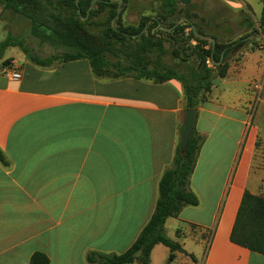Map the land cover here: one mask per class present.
I'll use <instances>...</instances> for the list:
<instances>
[{
	"label": "crops",
	"instance_id": "obj_1",
	"mask_svg": "<svg viewBox=\"0 0 264 264\" xmlns=\"http://www.w3.org/2000/svg\"><path fill=\"white\" fill-rule=\"evenodd\" d=\"M210 1L259 26L261 0ZM9 56L0 72V264H29L36 251L48 264L125 251L180 141L182 82L97 76L87 58L45 66L22 51ZM215 81L193 125L203 135L189 178L198 204L164 224L183 251L168 263L169 248L155 244L150 264H264L230 240L244 192L264 195V45L245 44Z\"/></svg>",
	"mask_w": 264,
	"mask_h": 264
},
{
	"label": "trees",
	"instance_id": "obj_2",
	"mask_svg": "<svg viewBox=\"0 0 264 264\" xmlns=\"http://www.w3.org/2000/svg\"><path fill=\"white\" fill-rule=\"evenodd\" d=\"M94 1L96 9L92 7L93 0H3L6 6L30 19L34 36L69 46L71 52L62 61L87 58L97 76H109L107 72L111 69L115 71L114 77L132 75L158 82L176 78L184 87L185 106L193 108L207 100L214 79L226 75L229 59L248 42L247 37L256 32L253 29L237 40L220 43L215 34L193 20L196 14H189L190 8H185L188 0L162 2L154 14L142 15L137 25L124 24L119 18L118 8L125 0L121 4L110 0ZM261 2L259 26L264 34V0ZM105 9L107 16L94 23V18ZM241 16L244 21L249 20L246 14ZM209 24L210 21L206 28ZM90 26L99 29L92 31ZM195 32L212 37L214 43ZM11 45L20 43L8 36L0 41V58ZM153 54L158 58L150 62L148 59ZM166 55L175 60L172 65L163 63L162 57ZM30 59L39 65H51L36 56ZM195 133L193 127L184 153L178 143L171 166L160 178L154 211L134 242L121 253L89 251L87 264H150V252L158 243L169 248L168 263L174 259L176 251H183L178 241L167 236L164 224L168 217L177 216L184 206L198 204L197 195L189 188V178L203 142V137H196ZM230 240L264 254V195L244 192ZM48 263V257L40 251L34 252L29 260V264Z\"/></svg>",
	"mask_w": 264,
	"mask_h": 264
},
{
	"label": "rangeland",
	"instance_id": "obj_3",
	"mask_svg": "<svg viewBox=\"0 0 264 264\" xmlns=\"http://www.w3.org/2000/svg\"><path fill=\"white\" fill-rule=\"evenodd\" d=\"M110 1L119 3L118 0ZM165 1L167 0H125V4H123V6L121 5L119 8V18L124 24L132 22L137 25L139 18L143 14H149L151 13V10H157L161 3ZM252 1L255 3L260 2V0ZM94 2L95 1L93 0L92 7L96 9L97 5ZM185 5V8H190L188 9L189 14H196V17H193V20L202 24L203 28L215 34L218 42L221 43L237 40L253 31V29H256V32L251 34V37L247 39L248 42L246 45H264V34L258 29L259 26L254 24L252 15L248 14L249 20L242 23L236 18L235 14L237 13L233 12L226 5L220 3L217 4L210 0H188V3ZM47 10L52 12L50 8ZM107 14V9L100 12L94 18V23L103 19V17H106ZM114 21L115 20L113 19L112 23ZM208 21H210V24L208 28H206L205 25ZM216 24H218V27L215 26ZM31 27L32 23L28 17L6 6L3 0H0V41L8 36L11 37L14 42L16 40L20 43V45L8 46L3 52L0 58V72L3 67L9 66L11 63V56L9 55L14 52L22 51L29 59L31 56H36L38 59H43L42 61L47 60L51 65L62 61L64 56L71 52L68 45H63L57 41L42 40L34 36ZM90 29L94 31L98 30L99 27L90 26ZM166 46L169 48V45ZM157 58L158 56L153 54L148 60L150 62L156 61ZM109 59L114 60V57L109 56ZM162 61L165 64L172 65L175 60H173L170 55H166L162 57ZM208 63L211 66V62L208 61ZM107 73L113 76L115 71L110 69ZM214 82H216L215 79ZM261 120L262 125L264 126V114ZM195 136L199 138L203 137V135L198 132L195 133Z\"/></svg>",
	"mask_w": 264,
	"mask_h": 264
},
{
	"label": "water",
	"instance_id": "obj_4",
	"mask_svg": "<svg viewBox=\"0 0 264 264\" xmlns=\"http://www.w3.org/2000/svg\"><path fill=\"white\" fill-rule=\"evenodd\" d=\"M192 29L194 30L193 26H192ZM195 34L201 38L208 39L212 43H214V39L210 36L199 35L196 32H195ZM195 114H196V108L186 107L183 110V127H182V131L180 134V141H179L180 151L182 153H184L186 151L188 141H189V138L191 135V131H192L193 125H194Z\"/></svg>",
	"mask_w": 264,
	"mask_h": 264
},
{
	"label": "built area",
	"instance_id": "obj_5",
	"mask_svg": "<svg viewBox=\"0 0 264 264\" xmlns=\"http://www.w3.org/2000/svg\"><path fill=\"white\" fill-rule=\"evenodd\" d=\"M6 74L11 78V79H19L20 78V72L17 71L16 69H8L6 71Z\"/></svg>",
	"mask_w": 264,
	"mask_h": 264
}]
</instances>
